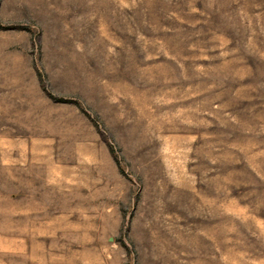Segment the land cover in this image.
<instances>
[{"label": "rangeland", "instance_id": "374dc122", "mask_svg": "<svg viewBox=\"0 0 264 264\" xmlns=\"http://www.w3.org/2000/svg\"><path fill=\"white\" fill-rule=\"evenodd\" d=\"M0 264H264V0H0Z\"/></svg>", "mask_w": 264, "mask_h": 264}]
</instances>
